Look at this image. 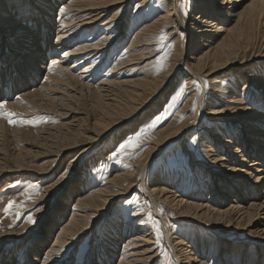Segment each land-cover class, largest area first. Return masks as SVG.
<instances>
[{
	"label": "bare ground",
	"instance_id": "bare-ground-1",
	"mask_svg": "<svg viewBox=\"0 0 264 264\" xmlns=\"http://www.w3.org/2000/svg\"><path fill=\"white\" fill-rule=\"evenodd\" d=\"M59 1L39 0L34 3V0H0V77L3 78H0V85L11 82V93L14 96L16 94L21 95L18 100L14 103H11V101L6 107L21 109L20 100H23L32 104V107L30 106L31 108H28V110L45 108V110L57 114L62 120L59 125L56 124V127L42 126L38 130V134L33 133L32 137L24 135V138L31 145L26 144L28 147L16 150L17 152L11 159L5 156L3 162H0V174L22 173L35 171L36 169L38 177H41L49 173L51 168H54L51 167V164L57 162L58 157L62 155L66 158L74 152L70 157H67V171H65V174L53 183L47 184L43 189V196L41 195L38 201L52 198L56 199L61 206H68V204H71V200L68 201L69 197L75 194L73 197H76L77 204L92 206L95 212L102 211L106 214V210L115 197L131 190L134 186L137 169L140 168L141 164L147 162H141V159H138L134 163V170H130L131 172L128 173H122V171L120 173L118 170L119 172L113 176L109 183L101 185L99 189L89 192L88 195H82V192L78 189L81 180L69 185L67 191L62 193V189L71 180V176L68 178L69 171L75 172L80 170L81 167L84 168L85 164L89 162L88 160L95 159L94 157L91 158L93 151L101 146L104 139L108 138L109 135L112 137L114 133L112 135L111 133L114 130L120 131L117 134L121 133L120 126H125L129 121L138 118L143 109L154 108L156 105L153 107L151 104L159 96L164 97L165 94H168L167 92L174 83V78L178 77L176 80H185L188 84L190 81L202 82L203 75L212 76L211 79L209 78L211 80L209 82L211 83L210 87L215 88L216 93L219 92L216 97L212 95L215 99L217 98L216 102H219L224 96H229L230 92L238 96L233 98L235 101L231 102V107L224 106L221 109L219 107L214 109L211 106L213 103H211L210 107L202 113L207 117V120L204 119V116L201 117L203 124L199 125L198 131L206 134L210 130L211 133L209 136H202L203 147L207 146V143H213L209 145V152L208 150L205 151L204 155L209 162L202 164L195 158L197 162L191 163V171L193 176L202 171L198 166L200 164L203 166V171L204 169H210L211 176L214 179L205 177V175H196L201 179L198 178L199 180H194V182L185 186L184 181L180 178L183 175L182 172L178 171L175 174L176 168L170 167L171 169L166 170L167 172H164V174L159 173L161 175L159 176L160 179H165V183H155L157 188H146L143 178L141 187L145 191L142 192L149 197L154 212H157L158 206L163 204L174 210L180 219L196 222L203 226L218 227L223 229L222 233L239 226L242 230L248 231L250 236L264 240V104L260 108L258 104L252 102L255 101V96L251 97L250 100V95H247L248 97L244 96L246 93L250 94L251 92V90L248 92L249 85L264 91V73L260 74L262 71L264 72V65H262V63L264 64V0H196L191 5L194 13L191 18V26L184 23L183 16L179 13V0H160V9L157 11L161 12L152 17L153 21H145L143 27L132 35L131 41L127 42L128 44L124 43L125 46L123 45L124 39H117L122 31V25L119 28V23L124 18L123 12L121 11L120 14L117 12V16L113 14L106 17L105 15L109 12L108 7L112 4L119 1L125 2L126 0H71L73 6L70 7L74 8L71 10L76 12L70 13L71 15L65 21H60L61 18L54 17L55 9L53 10V8ZM130 1L132 2V0ZM150 1L152 0H142L136 6L135 13L147 4L145 2ZM24 6H26V9ZM58 7V9L55 8L62 13L60 5ZM123 8L121 7V10ZM139 16L141 17V14ZM75 19L78 20V24L72 23ZM100 20L103 21L100 22ZM54 21H57L55 27L52 24ZM172 22H174V26L182 29L185 34L189 33V42L186 48L189 54L182 58L185 49L183 44L182 49L178 48L180 51L178 50L176 62L172 64L170 62V67L168 66L167 70L156 75L155 66L150 59H145L148 57H144L143 53L146 50L152 52L148 51L150 46H146L147 40H151L150 36L147 39L146 34L152 35L161 32V30L164 31L170 27ZM66 23H68L67 26H65ZM81 28L83 32L78 31ZM98 28L101 29L98 32L100 38L96 39L92 37V34ZM1 35L7 36L2 37ZM123 36L125 35L123 34ZM51 37H53L52 42ZM114 42L115 44L112 47L109 46L112 50L123 45L126 53L124 58L119 54L122 59L119 56L117 59H115V56L113 58L111 56L110 59H112L113 64L109 65L110 67L105 71L106 73H102L107 62H104V60L108 59L109 54H111L110 52L104 56V53L109 52L106 47ZM175 45L177 46V44ZM97 54L98 56H96ZM152 54L150 55L152 56ZM173 55L176 56V53ZM94 56L96 57L94 58ZM101 59L103 61H100ZM53 61L56 62L54 65L52 64ZM140 64L142 65L139 66ZM49 65H52L51 71H49ZM119 67L122 71L120 70L119 74L114 73ZM239 68H241V73L238 74ZM225 70L230 71L227 77L231 75L227 79L225 77V81H232L223 86L214 85L217 82L216 79L221 77L220 74L222 73L220 72ZM40 76H42L43 81L39 80ZM104 76L106 77L104 78ZM218 84H220V81ZM237 84H240V86L238 87ZM8 90L9 88L6 91ZM191 93L189 92V96L186 97L187 100L182 109L183 113L192 107V105L189 107L191 95H193ZM3 96L5 94H3L0 87V98L2 99ZM243 96L246 98L244 99ZM12 100L14 99L12 98ZM263 101L264 98H261V101L257 103L261 104ZM250 103L255 105L254 109L249 105ZM257 106L259 109H257ZM196 115L193 116L195 119ZM175 120L177 121V119H174L166 127L164 126L165 128L161 129V135L157 142L154 141L151 144L155 146V149L180 136V133L186 130L190 124H196L195 120L186 119L183 122L180 121V124L176 123ZM228 121L233 122V124H240V127L237 128L239 139L233 133L236 126L226 124ZM223 122H226L225 125H222ZM5 125L0 119V132L2 133L0 135V151L3 150L1 147L2 142H6L9 137L13 138L14 136L13 139L15 142L17 141L15 134L18 130H12L9 133ZM6 131L10 136L6 134ZM207 138L208 140H206ZM215 142L219 143L217 144L219 148L215 147L216 150L212 147L216 145ZM222 148L225 149L223 153L220 152ZM210 151H215V153L210 156L208 154ZM39 154L54 159L46 161L45 167L30 165L27 156L37 157ZM155 154L153 151L151 157ZM223 174H225L224 178L220 177ZM236 176H243L245 179H243V182L238 181L235 178ZM207 179L208 183L206 182ZM174 185L175 188L173 189ZM191 185L196 186L190 188ZM114 186H117L119 190H115ZM254 189L258 192L253 194ZM203 193L208 194L205 200L202 199ZM217 195H222L223 199H218ZM244 195L247 196V199ZM183 196L187 198H183ZM224 197H227V199L225 200ZM252 197L254 199H251ZM41 212L39 211L38 214H41ZM122 215L125 219V225L122 227V231L118 233L116 230V232L120 236H118L119 239L125 241L122 244L118 243L115 238L113 241L109 239L113 244L110 245L113 246L112 250H109L106 244L103 246L104 251L102 252H105L104 256H107V264L115 261V256L111 257L110 254L114 255L119 248L121 250L120 257L114 264H145L147 262L145 259L146 253L148 252L146 247L151 242V236L146 235L145 231L126 227L129 225L128 222L136 217L135 212ZM96 218H98V215L94 214L90 222L83 223L80 221L78 213L74 210L69 211L68 219L58 226L57 230L55 229L49 243L46 242L47 239L35 237L31 233L32 227L24 226L15 230L8 229L3 233L0 232V248L6 243L16 242L15 245H17L26 242L30 244L29 253L31 255H28L25 264H65L62 257L65 249L81 236L82 232L89 230L91 223ZM141 222L142 218L137 217L134 220V223H136L135 228L142 226ZM113 225L115 226L114 223ZM107 229L109 228L107 227ZM133 230L137 231L136 236L133 235ZM182 241L185 242V240ZM41 244L46 245L42 250H40ZM116 244L122 245L116 248L114 247ZM182 246L183 248H179L182 253L181 257L177 258L180 261L179 264L205 263L204 260H201V246L199 249L192 243H185ZM129 247L137 248L133 250L130 248L135 251L134 254L124 256L125 253H129L127 251ZM140 248L143 249L140 250ZM129 256L133 257L130 258ZM188 257L189 260H186ZM98 262H93V264H98Z\"/></svg>",
	"mask_w": 264,
	"mask_h": 264
},
{
	"label": "rangeland",
	"instance_id": "rangeland-1",
	"mask_svg": "<svg viewBox=\"0 0 264 264\" xmlns=\"http://www.w3.org/2000/svg\"><path fill=\"white\" fill-rule=\"evenodd\" d=\"M37 1H39V0H34V3H37ZM141 1L142 0H132V2L131 1L129 2V0H126L125 2L121 1L122 3L119 1L118 3L112 4V6L108 7L109 12L107 13V15H105L106 17H110V15H113V14H115V16H117L118 13L120 14L121 11L123 12L122 15L124 16V18H122L120 23H119L120 24L119 28H121V25H122V31L120 33V36H118L117 39H121V40L124 39L123 40L124 46H125V44H128L131 41L130 38L133 37L132 35L137 33L139 31V29H141L143 27V25L145 24V21L146 22H147V20L153 21L152 17H155L156 13L158 14L159 12H161V11H157L158 9H160V6H159L160 0H152L150 2H145V4L146 3L147 4L143 8H141L139 12L135 13L136 6L139 3H141ZM194 1H196V0H179V8H178L179 13L181 16H183L182 18H183L184 23L186 25H189V26H191V21H192L191 18H192V15L194 14L193 13V7L191 6V5H193ZM30 3H32V2H30ZM66 4L67 5L70 4V5L67 6ZM72 4H71V0H63V1L60 0L58 2V4H56L53 8V10L55 9L54 17H56V18L59 17V19L61 18L60 21L67 20L72 13L76 12L75 10H71L73 8V7L72 8L70 7V6H73ZM57 5L58 6L60 5V7L62 8V11H63L62 13L57 11V9L59 8ZM26 6H28V5H26ZM26 6H24L25 9H26ZM120 6L124 7V8L121 10ZM117 9H118V11H117ZM65 10H67V11H65ZM133 11H134V13H133ZM134 14H136V15H134ZM137 14L138 15L141 14V17L140 16L138 17ZM73 15H75V14H73ZM115 19H116V17H115ZM134 19H135V21H134ZM143 19H144V21H143ZM75 20H73L72 23L75 22L78 24V20H76L77 22ZM103 20H100V22H102ZM23 21L27 22L28 20H23ZM126 22H127V24H126ZM56 23H57V21L52 22V24L54 25L53 27H55ZM68 23L72 24L71 22H68ZM68 23H66V25L65 24L64 25L67 26ZM97 24L99 25V23H97ZM126 25H128V26H126ZM173 26H174V22H172L170 24V27H168V28L166 27L167 29L163 31V33L166 34V38L162 42L159 40V34L161 32H156L152 35L146 34L147 39H149V36L151 37L150 38L151 40H149V41L147 40V42H146L147 43L146 46L147 47L150 46L148 51H152L154 53L152 54V52H147V50L144 51L143 53H144V57L145 56L148 57L145 59L146 60L150 59L151 63H153V65L155 66L156 75L160 74V72H164L165 70H167V68L170 67V64H172L173 62H176V59L178 57V52L180 51L179 49H182L183 44H184L185 49H184V53L182 54V58H184V56H188V54H189V51L186 50L188 42H189V33L185 34V32L182 29H179L176 26H174L175 27L174 28ZM125 27H126V29H125ZM100 30L101 29L98 28L95 31L96 34L95 33L92 34V37H94L96 39L100 38V36L98 35V32ZM78 31L83 32L82 28H81V30H78ZM132 32H133V34H132ZM76 33H79V32H76ZM122 33L125 36H123ZM1 36L6 37L7 35H4V36L1 35ZM52 40H53V37H51V42H52ZM114 44H115V42L113 44H109L108 46L106 45L107 46L106 50L109 52L104 53V56L109 54L110 52H111V54H109L108 59L106 58L104 60V62L105 61H107V62L103 68L104 71L102 70V73H106L105 71L109 69V67H110L109 65L113 64L112 59H110L111 56H112V58L115 56L116 57L115 59H117V57L118 56L120 57V55H121V56H123L122 58H124V55L126 53L123 49L124 46L120 45L119 47H117L118 49L116 48V49L112 50L111 47ZM175 44H177V46ZM110 45H111V47H109ZM173 49H174V52H173ZM175 53H176V56L173 55ZM150 54H152V56ZM171 55H173V56L171 57ZM96 56H98V54ZM96 56H94V58ZM161 57H163L164 59L160 60L159 58H161ZM100 61H103V60L101 59ZM260 61H262V60H260ZM107 64H108V68H107ZM142 64H140L139 66H141ZM262 65H264V64L262 63ZM117 69H118V71H117ZM117 69L114 73L119 74V71L121 70V68L119 67ZM160 70H162V71H160ZM260 71H261V69L259 70V72ZM228 72H230V71H228V70L221 71L220 73H222V74H220V73L219 74L222 78L219 76L220 78L216 79L217 82H215L214 85L217 84V85L223 86V85H226L227 83L229 84V82L232 80H230V81L226 80L225 81V79H227L229 76H231V75H229L227 77ZM239 73H241V68L238 69V74ZM263 73L264 72L262 71L260 74H263ZM225 74H226V76H224ZM105 77L106 76H104V78ZM133 77H135V76H133ZM211 77L203 75V78H202L203 81L202 82L201 81H193V82L190 81L188 84L186 83L185 80H176L178 77L174 78L175 79L174 83L172 85V88H170V90L167 92L168 94L167 95L165 94L164 97L159 96L151 104L153 107L156 105L154 108L143 109L140 112V114L138 115L139 116L138 118H136L135 120L129 121L125 126H120L121 131H122L121 133L117 134L120 131L117 132L116 130H114L111 133V135L114 133L112 135V137L109 135L108 138L104 139L101 146H99L96 150L93 151V153L91 154L92 155L91 158L94 157L95 159L90 158L91 160H88L89 162L85 164L84 168L81 167L80 170L75 171V172H72V170L69 171V177L68 178H70V176H71V180H70V182H68L69 184L64 189H62V193L67 191L69 185H73L75 182H79L81 180V185L78 186V189H80V192H82V195H86V194L88 195L89 192L91 193L95 189H99L101 187V185L109 183V181L112 180L113 176L115 174H117L119 171H120V173H121V171H122V173H124V172L128 173V172H131L132 170H134V168H135L134 163L138 159H141V162H144V161L147 162V163H143V165L141 164L139 166L140 168H138L139 170L137 169V175L135 176V182L133 183L134 186L131 188V190L128 192L122 193L118 197H115L112 200L109 208L106 210V214L102 213V211L99 213L95 212L93 210L92 206H89L86 204H81V205L77 204L75 201L76 197H73L75 194L71 195L69 197L68 201L71 200V204L67 203L68 206H65V205L61 206V204L56 199H52V198L51 199L48 198L46 200L38 201L39 197L41 195L43 196L42 193L44 191L43 190L44 187L47 186V184L53 183L55 180H57L58 178H61V176L63 174H65L66 167H67V159H68L67 157H70V155H72L74 153V152H72L66 158L62 155L60 157H58L56 159L57 162H54L51 164V167H54V168L52 169L50 167L51 170H49V173H47L46 175L41 176V177H38L39 175H37L36 169H35V171L31 170L29 172H22V173L17 172V173H12V174H10V173L0 174V232L3 233L5 231H7L8 229L9 230H15V229L23 228L24 226L25 227H32L33 230H31V233H33L35 235V237H38L41 239H47L46 242L49 243V242H51L50 239H52L53 232L55 231V229L58 228V226H60L61 224L65 223L66 220L68 219L69 211L74 210V212L78 213L80 221L83 223L90 222L92 217L94 216V214H97L98 218H96V220L91 223V226L89 227L90 229L88 228L89 230L82 232V235L79 236L74 242H72V244L70 246H68L65 249L62 257H63L65 264H93V262H98V261H99L98 264H103V263L107 264V256H104L105 252H102V251H104L103 246L106 244L108 249L112 250L113 246H110V245H113L112 241L114 240V238L116 240H118V243L123 244V242L125 240L119 239L120 236L118 234L120 231H122V227L125 225L124 224L125 219H124L122 214L135 212L136 217L134 219L132 218L128 222L129 225L126 227H128L129 229L132 228L134 230L145 231L146 235L151 236V238H150L151 242L149 244L147 242V244H148L147 247L145 246L146 244L143 246L144 248L145 247L148 248L147 249L148 252L146 253V258H145L147 260V262H145V264L146 263L151 264V262H153L152 264H179L180 261H178L179 259H177V258H179V256L181 257L182 253L180 252L181 251L180 249L183 248L182 244H185V243H188V244L192 243L198 249L201 246V255H202L201 260L205 261L204 264H264V240L250 236L248 234L249 233L248 231L242 230L239 226L233 227L232 230H229L228 232L222 233L223 229H219L218 227H211L210 225H206V226L204 225L203 226V225L197 224L196 222H191V221H188L186 219H180V218H178V215L176 214V212L174 210L170 209L168 206L163 205V204H160L158 206V209H157L158 213L154 212V209L151 206V202L149 200V197L146 196L145 193H143L145 190H143L141 187V181L143 180V178H144V184H145L146 188H157L156 187L157 184H155V183H165V179H162L164 181H162L160 179L159 176H161V175L159 173L162 172L164 174V172H167V171H169V169H171L170 167L176 168L175 174L178 171L182 172L183 175H181L180 178L182 179V181H184L185 186L187 184L189 185L191 182H194V180H197L199 177H196V175H198V176L199 175H205V177H208V178L210 177V179L213 178L211 176L210 169H204V171H203V166L200 164H198V166H200L199 168H201L202 171L194 174V176L192 175L193 173L191 171V167H192L191 163H194L196 161V159L199 163H202V164L209 162L207 160L206 156H204V155H205V151L208 150V152H209V145L210 144L212 145V143H213V142H211L210 144L207 143L208 145L203 147L202 141H203L204 135L209 136V135H211V133H210V130L206 134H204L201 131H198L199 125L203 124V122H202L203 119L201 117L204 115H202V113L204 110L206 111L207 108L210 107L211 103H213L211 106H213L214 109L217 107H219L221 109L224 106L225 107L226 106L231 107V102L235 101L233 98H235L237 95L233 94V92L232 93L230 92L228 94L229 96H224L223 98L220 99L219 102H216L215 100L217 98L215 99L214 97H216L219 94V92L216 93V91H215L216 89L213 87H210L211 83H209V82H211V80H210ZM0 78H2V77H0ZM39 80L43 81L42 76H40ZM219 81H220V84H218ZM193 83L196 84L195 85L196 87L194 86ZM10 85H12L11 82H8V84H5V85H2V84L0 85V87L3 91V94H5V96H3L2 99L0 98V101H6L7 100L6 104H5V109L7 111H10V112L17 114L16 116L13 117V119L16 120V123L10 125L8 123V119L6 116H0V119L6 124L5 127H6V130L9 131V133L12 132V130H15V131L18 130L17 133L15 134V137L17 138L16 142L18 144L13 139L14 136H13V138L9 137L10 139L8 138L6 142H2L1 147L3 148V150L0 151V154H1L0 160H2V161H0V162H3V158L5 156H8L11 159V157L14 156V154L17 152L16 150H18V149L20 150L22 148L28 147V145H31V143L24 138V135H30L31 136L33 133L38 134V130L40 128H42V126H44V127H47V126L48 127L49 126L56 127V124L58 123L57 125H59L60 122L62 121L59 118V116H57V114L52 113L51 111H47V110H45V108H42V109L35 108L32 110L31 109L28 110V108L32 107V104H30L28 102H24L23 100H20L22 110L16 109V108H11V107H6L8 103H10L11 101H12L11 103H14L16 100H18L21 97L20 94H16L14 96L11 93ZM237 85H238V87L240 86V84H237ZM248 87H249L248 92L250 90H251V92H250V94L246 93L244 96L248 97L250 95L249 100L251 99V97L255 96L256 97L255 101L253 100L252 102H254V104H256V105L258 104V106H260V108H261L262 104H264V101L261 104L257 103V102H260L261 98L262 99L264 98V91L261 89H257L256 87H253V86L251 87L250 85ZM8 88H9V90L6 91ZM205 88H206V90H205ZM236 88H237V86H236ZM180 89L184 90L183 94L179 95L177 97V93L180 91ZM190 89H191V91H189ZM202 91H203V93H202ZM189 92L190 93L193 92V93H191L193 95H191V99H190L191 103L189 104V107L191 105H192V107L188 108V110L183 113L182 112L183 105H184L185 101L187 100L186 97L189 96ZM230 94H232L233 96ZM13 96L17 99H15ZM244 96H243V98H244ZM7 97H9V98H7ZM199 97H200V99H199ZM210 97H212V98H210ZM225 97H227V98H225ZM12 98L14 100H12ZM224 98H225V100H224ZM229 98H231V99H229ZM228 99H229V101H228ZM193 101H195L194 104L192 103ZM173 102H175L174 107L171 106V105H173ZM198 102H200V103L198 104ZM222 103H223V105H222ZM251 104L252 103H250L249 105L254 109L255 105H253V104L251 105ZM193 108H194V110H193ZM257 109H259V107ZM151 110H152V112H151ZM194 114H197L196 119L193 117ZM157 117H160V119L157 120ZM174 119H177V121L176 120L175 121L178 124L185 121L186 119L190 120V121L195 120L196 124H194V125L190 124V126L186 130H184L186 132L182 131V133H180V136H178L177 138H175L171 141L166 142L160 148L156 147V149H155V146L151 145V144H153L154 141L157 142V139L161 135V131H162L161 129H163L164 126L166 127ZM204 119L207 120V117L204 116ZM29 120L33 121V123L22 122V121H29ZM68 120H69V118H68ZM246 120H248V119H246ZM248 121H251V120H248ZM225 123L226 122H223L222 125H225ZM153 124L155 125L154 127L151 126ZM226 124L236 126L234 128L233 133H235L234 136L237 139H239V134H237L238 133L237 128L240 127V124L239 123L233 124V122H229V121ZM212 125H213V123H212ZM196 130H197V132H196ZM221 130H219V131H221ZM9 133L7 132L6 134L9 135ZM0 135H2L1 132H0ZM181 135H182V137H181ZM129 139L137 140V146L135 148L125 149L124 154H122L116 158H112L111 154L117 150L119 145L126 142ZM8 140H10L11 142ZM13 140H14V142H13ZM206 140H208V138ZM182 141H183V144H182ZM212 141H213V139H212ZM14 143L16 146L14 145ZM215 143H216V145L212 146L214 150H216V148L217 149L219 148V147H217V146H219V145H217L219 143H217V142H215ZM26 144H28V145H26ZM150 147H152V148L150 149ZM147 148H149V149H147ZM153 148L155 150H152ZM145 149H147V150H145ZM13 150H14V152H13ZM153 151L156 154L153 157H151L152 156L151 154L153 153ZM223 151H225V149L222 148V150L220 152L223 153ZM5 152H7V153H5ZM213 153H215V151L214 152L210 151V153H208V154L211 156ZM190 158H193V159L196 158V159L191 160ZM49 159H54V158L50 157V156H41V154H39L37 157L27 156V161L30 162V165L36 166V167L37 166L45 167L46 161H48ZM147 159H148V161H147ZM117 160H120L122 162H117ZM188 162H190V163H188ZM85 173H86V175H85ZM224 176H225V174H223L220 177L224 178ZM7 177H9V178H7ZM235 178L238 179V181H242V182H243V179H245V177H243V176L242 177L236 176ZM199 179H201V178H199ZM207 181H208V179L206 180V182ZM167 186H169V185L167 184ZM195 186L196 185H191L190 188H193ZM91 188H93V189H91ZM174 188H175V185H174L173 189ZM114 189L119 190V188L117 186H114ZM184 192L186 193V191H184ZM254 192L257 193L258 191L254 189L252 191V193L254 194ZM143 195H145V196L143 197ZM207 196H208L207 193H203L202 199L205 200V198H207ZM133 197H136V201L129 203L128 201H131ZM244 197H245V199H247L246 195H244ZM183 198H187V197L183 196ZM217 198L223 199L222 195H217ZM224 198H225V200L227 199V197H224ZM251 199H254V198L252 197ZM9 200H13L16 203L13 205V207L10 209V211L8 213H4L2 211V209L4 208V206L7 204V202ZM66 200H67V198H66ZM209 201L211 202V200H209ZM44 205H45V207H44ZM120 205H122V206H120ZM42 208H43V210H42ZM133 209H134V211H133ZM39 211H42L41 214H38ZM17 213H18V215H17ZM117 213H119L121 215H119ZM28 215H31L33 217L34 223H32V224L27 223V216ZM137 217L142 218L141 225L145 228H143L142 226H140L139 228H135L136 223H134V220H136ZM76 218H78V217H76ZM38 220H39V222H38ZM113 223L115 224V226L113 225ZM107 227L109 229H107ZM126 227H125V229H126ZM195 229H197V230H195ZM116 230L118 233L116 232ZM134 230L132 233L134 236H136L137 231H134ZM146 231L147 232L149 231V233H147ZM130 236H131V234H130ZM109 239H111L112 241L111 240L109 241ZM182 240H185V242ZM189 241H191V242H189ZM15 243L11 242V243L3 244V246L0 248V264H25L26 260L28 259V255H31V253H29L30 244H28L26 242H22V243L15 245ZM97 244H99V245H97ZM122 244H118V245L116 244V246H114V247L117 248L118 246H121ZM136 245H137V243H136ZM40 246H41L40 250H42L43 248L46 247V245H42V244ZM130 248L133 250V249H136L137 247L127 248V251H129L130 254L127 252V253H125L124 256L134 254L135 251H132ZM203 248H204V250H203ZM141 249H143V248H140V250ZM120 251L121 250L119 248V250L116 251L117 254L116 253L114 255L110 254L111 257L115 256L114 259L116 258L115 261L111 262V264H114L117 260H119L118 258L120 257L119 256ZM96 252H97V254H96ZM203 252H204V254H203ZM11 253H15V254H11ZM148 253H149V255H147ZM98 256H99V258H98ZM129 257L132 258L133 256L132 257L129 256ZM22 260H23V262H22ZM186 260H189V257L186 258Z\"/></svg>",
	"mask_w": 264,
	"mask_h": 264
},
{
	"label": "snow or ice",
	"instance_id": "snow-or-ice-1",
	"mask_svg": "<svg viewBox=\"0 0 264 264\" xmlns=\"http://www.w3.org/2000/svg\"><path fill=\"white\" fill-rule=\"evenodd\" d=\"M166 38V34L163 33V31L161 30V33L159 34V40L162 42L164 39ZM160 60H163L164 58L161 57L159 58ZM56 62L53 61L52 64L54 65ZM52 70V65H49V71ZM183 89H180V91L177 93V97L179 95H182L183 94ZM195 103V101H193V104ZM5 104H6V101H0V116H6L7 119H8V123L11 125V124H15L16 123V120L13 119L14 116H16L17 114L16 113H13V112H10V111H7L5 109ZM171 106H175V102H173V105ZM194 110V108H193ZM160 117H157V120H159ZM24 123H33V121H22ZM152 127H154L155 125H151ZM137 146V140H132V139H129L127 140L126 142L122 143L119 145V147L117 148V150L115 152H113L111 154L112 158H116L122 154L125 153V149H128V148H135ZM117 162H122L120 160H117ZM67 171V170H66ZM136 201V197H133L131 201H128L129 203H132V202H135ZM16 202L13 201V200H9L7 202V204L4 206V208L2 209V211L4 213H8L10 211V209L13 207V205L15 204ZM18 215V213H17ZM27 223L29 224H32L34 223V220H33V217L31 215H28L27 216Z\"/></svg>",
	"mask_w": 264,
	"mask_h": 264
}]
</instances>
